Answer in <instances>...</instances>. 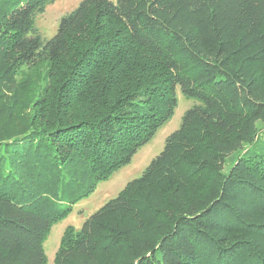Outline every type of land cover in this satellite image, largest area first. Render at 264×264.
<instances>
[{"label": "trees", "instance_id": "trees-1", "mask_svg": "<svg viewBox=\"0 0 264 264\" xmlns=\"http://www.w3.org/2000/svg\"><path fill=\"white\" fill-rule=\"evenodd\" d=\"M51 1L0 0V264H47L53 224L173 117L178 87L197 100L180 127L54 264H264V0H81L45 38ZM41 64L31 95L18 74Z\"/></svg>", "mask_w": 264, "mask_h": 264}, {"label": "rangeland", "instance_id": "rangeland-1", "mask_svg": "<svg viewBox=\"0 0 264 264\" xmlns=\"http://www.w3.org/2000/svg\"><path fill=\"white\" fill-rule=\"evenodd\" d=\"M81 0H52L45 11L38 14L36 23L45 38L52 37L58 30L60 18L78 6ZM43 64L32 67L23 66L18 74L19 81H34L31 95L40 87L43 75ZM24 95L27 93L24 91ZM29 94L26 96L28 97ZM178 105L173 117L160 127L155 136L141 146L134 154L130 163L115 171L111 177L101 181L95 190L72 204L69 213L55 222L44 241V249L47 255V264H54L56 251L60 245L61 237L65 229L72 225L80 229L84 221L93 212L99 209L110 198L118 195L128 181L142 175L152 159L165 147L167 136L180 127L184 112L197 102L194 98L186 97L180 87L177 88ZM31 97V96H30ZM1 126V125H0Z\"/></svg>", "mask_w": 264, "mask_h": 264}]
</instances>
